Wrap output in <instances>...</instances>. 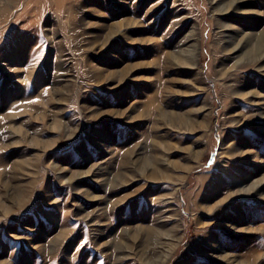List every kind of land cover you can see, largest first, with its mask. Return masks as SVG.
I'll return each mask as SVG.
<instances>
[{
  "label": "rangeland",
  "instance_id": "1",
  "mask_svg": "<svg viewBox=\"0 0 264 264\" xmlns=\"http://www.w3.org/2000/svg\"><path fill=\"white\" fill-rule=\"evenodd\" d=\"M0 264H264V0H0Z\"/></svg>",
  "mask_w": 264,
  "mask_h": 264
},
{
  "label": "bare ground",
  "instance_id": "2",
  "mask_svg": "<svg viewBox=\"0 0 264 264\" xmlns=\"http://www.w3.org/2000/svg\"><path fill=\"white\" fill-rule=\"evenodd\" d=\"M193 46V45H192ZM193 50V49H192ZM186 53V52H185ZM192 53V52H191ZM183 54V53H182ZM180 58H181V56H179ZM187 59H188V56H187ZM19 199H20V197H19ZM21 201V200H20ZM22 204V203H21Z\"/></svg>",
  "mask_w": 264,
  "mask_h": 264
}]
</instances>
